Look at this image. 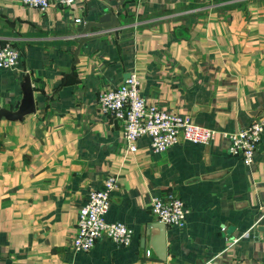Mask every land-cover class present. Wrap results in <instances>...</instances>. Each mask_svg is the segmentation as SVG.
<instances>
[{
  "label": "crops",
  "instance_id": "crops-1",
  "mask_svg": "<svg viewBox=\"0 0 264 264\" xmlns=\"http://www.w3.org/2000/svg\"><path fill=\"white\" fill-rule=\"evenodd\" d=\"M106 12L120 27L85 43L69 76L73 38ZM0 40L21 55L0 71V108L13 110L25 75L35 101L22 121L0 120V264H264V132L249 167L221 136L264 116V0H75L43 13L0 0ZM131 74L147 104L216 130L213 142L158 154L142 137L129 152L97 97ZM109 176L106 220L132 242L102 236L76 252L78 212ZM167 193L189 214L182 229L166 225L160 260L144 228Z\"/></svg>",
  "mask_w": 264,
  "mask_h": 264
},
{
  "label": "built area",
  "instance_id": "built-area-1",
  "mask_svg": "<svg viewBox=\"0 0 264 264\" xmlns=\"http://www.w3.org/2000/svg\"><path fill=\"white\" fill-rule=\"evenodd\" d=\"M23 6L45 12L51 5L64 8L75 0H18ZM79 23V20L76 21ZM21 58L18 48L9 41L0 40V71L15 69ZM98 108L122 124V140L129 152H135V141L146 137L152 152L163 154L180 139L192 145L207 146L218 133L214 129L193 124L188 117L160 110L146 103L135 75H130L116 88L103 91L97 97ZM264 132V116L250 126L234 133L222 132L229 140V152L243 165L251 166L257 146ZM117 188L115 176H109L99 189L89 193L87 202L80 208L75 224L72 246L76 252L90 251L98 239L105 236L118 247L131 244L133 233L122 222H108L112 196ZM151 213L160 223L185 227L189 209L183 200L172 193L156 195L151 200ZM225 231V228L222 229ZM147 255H149L147 253Z\"/></svg>",
  "mask_w": 264,
  "mask_h": 264
},
{
  "label": "water",
  "instance_id": "water-1",
  "mask_svg": "<svg viewBox=\"0 0 264 264\" xmlns=\"http://www.w3.org/2000/svg\"><path fill=\"white\" fill-rule=\"evenodd\" d=\"M120 27L117 16L112 12H106L98 18L97 21L86 22L81 31L73 38L76 47L72 53V62L70 65L69 76L73 75V68L79 62V53L82 46L93 40L97 39L107 33L114 32ZM92 29H96L95 32ZM67 76H65L66 78ZM34 84L31 82L29 75H25L21 84V98L14 106L13 110L0 108V120L8 122L22 121L23 118L33 115L35 113L34 101ZM165 229L166 225L157 222L146 225L144 228L145 235L149 236L150 248L155 252L160 260H165L166 244H165Z\"/></svg>",
  "mask_w": 264,
  "mask_h": 264
}]
</instances>
